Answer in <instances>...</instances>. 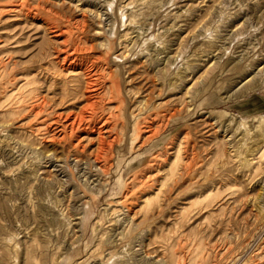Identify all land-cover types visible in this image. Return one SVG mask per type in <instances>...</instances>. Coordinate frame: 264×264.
Segmentation results:
<instances>
[{
	"label": "rangeland",
	"instance_id": "rangeland-1",
	"mask_svg": "<svg viewBox=\"0 0 264 264\" xmlns=\"http://www.w3.org/2000/svg\"><path fill=\"white\" fill-rule=\"evenodd\" d=\"M13 4L0 10V264H264V0H0ZM154 50L172 65L149 68ZM253 77L260 88L237 93ZM95 78L108 123L40 129L84 109ZM26 80L48 102L38 118L17 106ZM144 99L176 119L137 149ZM116 135L124 150L99 170L100 139Z\"/></svg>",
	"mask_w": 264,
	"mask_h": 264
},
{
	"label": "bare ground",
	"instance_id": "bare-ground-1",
	"mask_svg": "<svg viewBox=\"0 0 264 264\" xmlns=\"http://www.w3.org/2000/svg\"><path fill=\"white\" fill-rule=\"evenodd\" d=\"M23 6L18 4L9 5L7 8H0L2 11H11L13 12H20L22 10ZM36 13H40V10H37ZM132 34H136V41L141 40L145 37L146 31L142 29H139L137 31H133ZM134 43V44H135ZM133 49H131L132 51ZM226 51V50H225ZM148 50L146 51V53ZM163 55L160 51H153V54L148 55L150 57L149 60H147V65L149 68L153 69L155 72L161 65H172V62H170V59L165 56V59H161L160 57ZM225 53L222 54V58L225 57ZM69 56H65V58L62 60L63 62H69L70 65L67 69L68 74L73 73L71 69L79 68L75 65V61L77 58H69ZM221 59V58H220ZM241 59L239 60H232L230 62V66H232V69L238 68L240 66ZM79 70V69H78ZM104 71V69H101ZM83 71L82 67H80L79 71H76L77 74H81ZM159 72V71H158ZM163 72V70L161 71ZM93 77H96L94 74ZM179 80H176L175 82L170 84V87L173 90H176L179 88L178 86ZM250 83V86H244L240 88L237 93L239 92L241 95L245 94L247 91H254L257 88H260L259 82L253 77L251 80H249L246 84ZM34 83L30 80H26L24 84L20 87L19 91L22 92L20 98L18 99L17 106L21 107L22 105L28 103L29 101H33V104L31 105V112L32 115L35 118L40 117L41 115L48 112L47 106L48 102L45 99H38L39 97L35 96L36 91L32 90L30 87ZM70 86L65 87V89L69 88ZM86 94H85V101L87 103V106L82 109L77 115H74L71 118H68V120H65L63 117L56 116L53 119L51 118V114H47L43 117V120L41 121L42 127L40 129L44 128L46 130H49L50 133H54L57 131V129L62 128L63 130H67V135L71 136L76 134L78 131H93L97 124H99L100 120L104 121V123H108L109 118L105 119L102 118L101 115L98 113V107L102 105L104 102V99L102 98L106 92L105 90H102L100 93L99 90L100 87H98L97 84V78L90 81L86 88ZM15 98V94H11L8 97V100ZM37 99V100H36ZM144 103L143 107L140 109V112H145L146 117H136L135 123L133 127V134L131 139V147L135 144L136 146H139L138 148L135 147V149H140L145 143H151L154 141V139L159 137V134H161L164 129L167 127V125L176 119V112L163 114V113H155V108L151 107L149 103H147V100L142 101ZM142 103L140 104V106ZM62 120H65L64 123H62ZM53 129V130H52ZM100 131V130H98ZM146 136V137H145ZM258 139L264 140V130L263 134H259L257 136ZM78 140V139H76ZM101 140V148L97 154L96 162L100 164L99 170H102L103 168L107 167L111 163L112 154L114 152V149L117 147L118 150L121 152L124 150V147L122 145V141L119 140L118 136H114L110 141H102ZM252 156V155H251ZM246 164L249 166L253 165L250 160L245 161ZM212 195L208 194L207 198H211ZM115 212V211H114Z\"/></svg>",
	"mask_w": 264,
	"mask_h": 264
}]
</instances>
